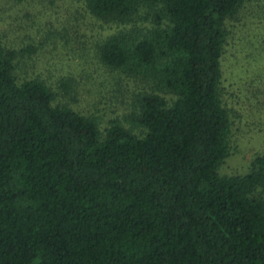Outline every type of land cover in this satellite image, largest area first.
<instances>
[{
    "label": "trees",
    "instance_id": "trees-1",
    "mask_svg": "<svg viewBox=\"0 0 264 264\" xmlns=\"http://www.w3.org/2000/svg\"><path fill=\"white\" fill-rule=\"evenodd\" d=\"M252 1L85 0L100 20L152 25L98 53L152 86L140 135L102 133L43 81L19 83L0 41V264H264V157L244 176L218 172L232 128L225 22Z\"/></svg>",
    "mask_w": 264,
    "mask_h": 264
},
{
    "label": "rangeland",
    "instance_id": "rangeland-1",
    "mask_svg": "<svg viewBox=\"0 0 264 264\" xmlns=\"http://www.w3.org/2000/svg\"><path fill=\"white\" fill-rule=\"evenodd\" d=\"M152 25L137 15L125 23L100 20L85 0H0V41L17 53L19 83L41 80L66 106L95 119L102 133L113 122L140 135L139 97L152 92L143 78L105 67L99 48L114 35L137 38ZM221 96L232 128L222 177L244 176L264 157V0L245 3L225 22ZM33 48L32 54L24 50Z\"/></svg>",
    "mask_w": 264,
    "mask_h": 264
}]
</instances>
